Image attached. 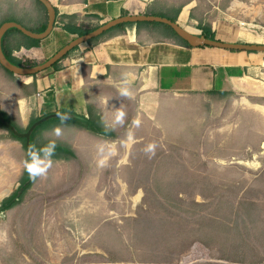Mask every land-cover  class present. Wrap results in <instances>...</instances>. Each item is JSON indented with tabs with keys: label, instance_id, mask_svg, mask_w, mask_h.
I'll use <instances>...</instances> for the list:
<instances>
[{
	"label": "rangeland",
	"instance_id": "1",
	"mask_svg": "<svg viewBox=\"0 0 264 264\" xmlns=\"http://www.w3.org/2000/svg\"><path fill=\"white\" fill-rule=\"evenodd\" d=\"M189 3L194 28L225 26L243 43L264 45V0H154L146 14H172ZM45 11L37 0H0V25L15 20L36 31ZM82 26L93 28V19ZM55 120L33 142L65 145L73 156L40 155L34 183L0 213V264L264 259V116L238 95L167 98L157 120L136 130L130 151L117 122L115 138L93 132L78 148L59 130L41 138ZM29 154L0 126V206L22 187Z\"/></svg>",
	"mask_w": 264,
	"mask_h": 264
},
{
	"label": "crops",
	"instance_id": "2",
	"mask_svg": "<svg viewBox=\"0 0 264 264\" xmlns=\"http://www.w3.org/2000/svg\"><path fill=\"white\" fill-rule=\"evenodd\" d=\"M50 1L58 10L57 24L39 48L21 46L25 41L19 37L10 40L9 49L23 63L43 64L73 41L78 35L67 31L69 25L80 27L84 19H93V28H99L123 16L147 15L146 11L154 2ZM193 7V3L185 4L177 22L200 35L203 31L192 25ZM151 23L116 27L99 40L72 51L58 69L53 67L31 77H10L1 73L0 111L23 130H27L32 121L61 113L64 116L56 118L55 125L45 130L41 138L47 139L55 130L66 132L74 148L81 145V138L93 140V132L82 124L85 121L111 131L112 123L117 122V128L125 125L126 151L132 150V142V146L135 145L138 136L134 133L140 125L156 121L163 102L171 96L235 94L264 116V53L190 48L178 35ZM212 31L219 40L241 42V37H237L241 34L235 29L218 26ZM211 259V264H234L222 256L213 255ZM263 261L262 258L255 263Z\"/></svg>",
	"mask_w": 264,
	"mask_h": 264
},
{
	"label": "water",
	"instance_id": "3",
	"mask_svg": "<svg viewBox=\"0 0 264 264\" xmlns=\"http://www.w3.org/2000/svg\"><path fill=\"white\" fill-rule=\"evenodd\" d=\"M39 1L45 6L48 12V26L44 32L35 33L33 31L28 30L26 27L15 21L6 22L0 27V65L7 71L13 73L15 76L31 77V76L39 75L40 73L53 68L55 64L63 60L69 53H71L77 47H80L83 44L89 43L94 39L99 38L100 36L104 35L113 28L122 24H137L141 22H156L170 26L174 30V32L179 36V38L186 41L193 48H200L207 46V47L223 49L227 51H235V52L264 53V45L255 44V43H243V42H223L217 39L212 40L210 38H207L205 35L202 34L198 35L192 33L186 28L182 27L178 22H172L168 18L153 16V15H127L114 19L86 35L77 36L73 41H71L69 44L63 47L60 51L56 53V55H54L52 58H50L43 64L32 67H23V66L20 67L10 62L9 59L7 58L3 49V39L6 33L11 29H17L21 31L24 35L40 41L47 39L53 33L58 19L57 9L50 0H39ZM63 116L64 115L61 113L45 116L40 120L36 121L28 131L20 132L12 123L7 121L3 113L0 112L1 123L5 127L9 128L16 137L25 139L26 145L34 154L32 176L30 181H28L26 185H29L36 176L35 157L37 150L35 149V147L31 145V138L34 131L44 123L52 119L61 118ZM23 191L24 188L20 190L19 196L22 195Z\"/></svg>",
	"mask_w": 264,
	"mask_h": 264
},
{
	"label": "trees",
	"instance_id": "4",
	"mask_svg": "<svg viewBox=\"0 0 264 264\" xmlns=\"http://www.w3.org/2000/svg\"><path fill=\"white\" fill-rule=\"evenodd\" d=\"M39 3H41L39 0H37ZM42 4V3H41ZM190 4V3H189ZM43 5V4H42ZM44 6V5H43ZM187 6V5H186ZM44 8H45V6H44ZM182 9H183V7H181V8H179V9H176L175 11H174V13H172V14H170V13H157V12H153V13H149V14H147V15H153V16H159V17H164V18H168L169 20H171L172 22H177L178 21V18H179V16H180V13L182 12ZM45 12H46V20L44 21V22H42L41 23V25L38 27V29H36V31H34V30H31V31H33V32H35V33H42V32H44L45 30H46V28H47V26H48V12H47V9L45 8ZM57 15H58V10H57ZM15 21V20H14ZM8 22H11V21H8ZM15 22H18V23H20L21 25H23L22 24V22H19V21H15ZM4 23H6V22H4ZM3 23V24H4ZM3 24H1L0 25V27L3 25ZM143 24H149V22H141V23H137V26L138 27H140L141 25H143ZM151 24H154V25H157V24H159L160 25V23H156V22H153V23H151ZM127 24H122V25H119V26H117V28H124L125 26H126ZM24 26V25H23ZM72 26V25H71ZM70 25L69 26H67V31H69L70 33H72V34H77L78 36H83V35H86V34H88V33H90V32H92V31H94V30H96L97 28H91V29H85L83 26H80V27H74V28H72ZM167 26V25H166ZM167 27H169V28H171L170 26H167ZM116 28V27H115ZM28 29V28H27ZM114 29V28H113ZM200 30H202L203 31V33H202V35H205L207 38H210V39H212V40H215V39H217V37H216V35L213 33V31H212V28H210V27H200L199 28ZM171 30L173 31V29L171 28ZM16 32V33H15ZM173 33L175 34V35H177L174 31H173ZM103 36V35H102ZM12 37H14V38H17V37H19L20 39H22L23 41H25V43L23 44V45H21V46H23V47H25V48H27V49H32V48H39L40 47V44H41V41L40 40H35V39H32V38H30V37H28V36H26V35H24L21 31H19V30H17V29H11V30H9L7 33H6V35H5V37H4V39H3V49H4V52H5V54H6V56H7V58L9 59V61L10 62H12L13 64H15V65H17V66H20V67H30V66H32V64L30 63V64H27V63H23L22 61H19L17 58H15L14 56H13V51H11L10 49H9V47H10V44H11V42H10V40H11V38ZM100 38H102L101 36L99 37V38H97V39H94L93 41H91V42H89V43H93V42H95V41H97V40H99ZM183 41V40H182ZM188 47H190V48H193V47H191L186 41H183ZM20 46V47H21ZM19 47V48H20ZM204 48H209V47H207V46H205V47H200L199 49H204ZM76 49H78V47L76 48ZM76 49H74V50H76ZM73 50V51H74ZM232 52H235V51H232ZM70 54V53H69ZM69 54L65 57V58H67L68 56H69ZM64 58V59H65ZM62 61V60H61ZM60 61V62H61ZM60 62H58L57 64H55L54 65V68L55 69H58L59 68V64H60ZM7 71V70H6ZM8 73H10V74H12V75H14L13 73H11V72H9V71H7ZM36 76V75H35ZM3 113V112H2ZM3 115L5 116V119L7 120V121H9L10 123H12L17 129H18V131H20V132H26V131H28L29 129H30V127L36 122V121H38V120H35V121H32L31 122V124H30V126L28 127V129L27 130H23V129H21L19 126H17L5 113H3ZM40 120V119H39ZM76 122V121H75ZM44 124H46V123H44ZM43 124V125H44ZM88 130H91L92 132H94V133H97V134H100V135H103V136H105V137H110V138H115L116 137V135H115V133L113 132V131H111V130H107V129H103V128H100V127H98V126H96L92 121H85L84 123H82ZM43 125H41V126H43ZM0 126L1 127H3L4 129H6L7 131H9V133H10V135L12 136V138H14L15 140H18V141H21L23 144H24V146H25V148L29 151V172H28V175L26 176V178L23 180V183H22V187L20 188V190L22 189V188H24V191H23V193L24 192H26V190L31 186V184L32 183H34V181H35V179H36V177L32 180V182L29 184V185H26L27 184V182L28 181H30V179H31V176H32V168H33V158H34V154H33V152L28 148V146L26 145V140L25 139H21V138H18V137H16L13 133H12V131L9 129V128H7V127H5L2 123H1V121H0ZM41 126L40 127H38L35 131H34V133H33V135H32V138H31V145L33 146V147H35V149L37 150V153H36V157H35V168H36V173H38V166H39V159H38V157L40 156V155H47V156H52V157H55V158H59V157H61V156H63V155H60V152H62V153H64V155H72L73 156V152L71 151V149H69L68 147H65V146H63V145H50L49 147H46V148H40V147H38L37 145H35V143L33 142V138H34V136L36 135V133L38 132V130L41 128ZM19 190V191H20ZM19 191L17 192V193H15V195L13 196V197H11V198H9V199H7V200H5L3 203H2V205L0 206V213H3V212H5V211H7V210H10V209H12L18 202H19V200L21 199V197L22 196H19ZM177 261L178 260H175V261H173V260H168V261H164L162 264H175V263H177ZM158 264H160V263H158Z\"/></svg>",
	"mask_w": 264,
	"mask_h": 264
}]
</instances>
